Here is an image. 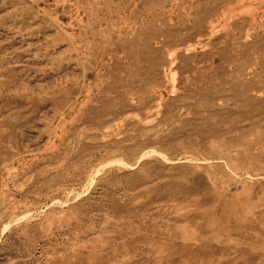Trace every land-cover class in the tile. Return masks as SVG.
<instances>
[{
  "label": "rangeland",
  "instance_id": "374dc122",
  "mask_svg": "<svg viewBox=\"0 0 264 264\" xmlns=\"http://www.w3.org/2000/svg\"><path fill=\"white\" fill-rule=\"evenodd\" d=\"M0 264H264V0H0Z\"/></svg>",
  "mask_w": 264,
  "mask_h": 264
}]
</instances>
